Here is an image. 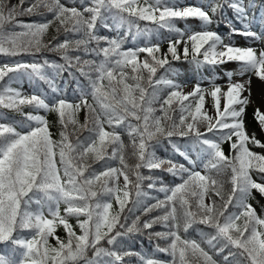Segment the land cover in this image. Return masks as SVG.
I'll list each match as a JSON object with an SVG mask.
<instances>
[{"label":"snow or ice","instance_id":"snow-or-ice-1","mask_svg":"<svg viewBox=\"0 0 264 264\" xmlns=\"http://www.w3.org/2000/svg\"><path fill=\"white\" fill-rule=\"evenodd\" d=\"M24 3L0 0V55L10 58L0 64V109L25 116L17 124L0 113V244L6 245L0 264H131L132 257L139 264H264V217L248 203L253 190L264 195V154L249 146L264 149V143L247 132L244 119L253 103L252 77L264 82V49L239 47L231 40L233 35L264 40V31L250 27L252 0H204L184 6L171 0H71L72 6L61 0H33L27 8ZM224 8L243 25L231 28L228 42L209 28ZM26 14H50L51 19L32 23L18 19ZM190 19L200 21V30L175 24ZM138 21L156 28L141 27ZM54 22L57 36L45 42ZM101 27L118 34L99 35ZM160 29L170 34L165 53ZM153 34L156 43L151 42ZM129 37L133 41L144 37L145 43L125 50ZM181 45L183 59L191 57L189 62L198 68L239 64L235 73L225 72L226 91L212 85L214 122L202 113L206 90L200 84L184 94L183 85L169 78L168 57L180 60ZM44 51L58 54L63 63L15 59ZM141 53L146 54L143 60ZM160 69L164 75L158 77ZM65 72L70 77L79 73L87 81L78 82L71 97L56 84V77ZM234 75L248 79L233 82ZM23 78L47 83L54 94L51 100L12 86ZM161 85L168 90L166 96ZM23 106L55 112L60 138H52L45 117L24 113ZM253 118L264 132L260 107ZM121 130L131 138L134 166L127 163ZM161 137L187 164L155 155L150 142L160 143ZM174 138L190 145L195 158ZM225 142L230 144L228 155L222 150ZM117 160L118 166H113ZM100 162L102 169L97 170L93 165ZM141 169L167 172L180 183L157 187L160 178L144 175ZM226 173L231 185L227 192L218 179ZM149 190L164 193V198ZM213 195L220 197L219 203ZM157 225L164 230H153ZM61 226L66 239L56 235ZM137 234L164 241V246L156 244V251L170 259L127 247L126 241Z\"/></svg>","mask_w":264,"mask_h":264},{"label":"trees","instance_id":"trees-1","mask_svg":"<svg viewBox=\"0 0 264 264\" xmlns=\"http://www.w3.org/2000/svg\"><path fill=\"white\" fill-rule=\"evenodd\" d=\"M11 2L15 4V2L17 3L19 2V0H11ZM61 2L65 3L67 6H72L71 0H61ZM171 2H174L180 6H184V5H189V4L198 5V4L203 3L204 0H171ZM245 3H247V0H245ZM252 3L254 6L249 10V13H248L250 27L253 31L262 32L264 31V0H252ZM23 7L25 6L23 5ZM42 11H46V10H42ZM24 17L25 19H21V21L25 23L40 22L44 20L45 18L51 19L50 14H47L46 17L41 16L39 14H32V15L26 14ZM18 19L20 20V18ZM138 23L141 25V27L147 26L151 28H156V25H152L149 22L138 21ZM175 24L180 29H184L187 26L191 28L192 30H197V29L200 30L199 28L201 27L200 21L195 20V19H190L188 21L178 20V21H175ZM57 25H58V22H54L50 26L48 32L44 36L45 42L51 40L52 37L57 36V32H56ZM233 27L237 29H241L243 25H241L239 21L235 18V13L228 8H224L222 13H218L217 16L214 18V22L209 26L210 30L216 31L221 36H223L225 39V42H228L229 33H230L231 28ZM97 32L99 35L109 36V37H113L118 34L116 31L105 29L102 27L98 28ZM169 35L170 34L166 30L164 31L163 29L159 30V42H160L161 53L167 52ZM63 38H64V35L63 33H61L59 35V39L63 40ZM157 38H158L157 35L153 34L150 37L151 42L156 43ZM241 39H246V40H249V42H252L250 38H245L239 35L231 36V40L235 44L238 43V41ZM144 43H145L144 37H140L137 41H133L131 37H129L127 41L124 43L123 48L125 50L129 48H135L138 45L142 46ZM179 51L181 52L180 60H172L171 56L168 57L172 65V72L169 74V78L176 80L183 86H188V84H192L194 82L195 84H200L202 80L206 78L207 75L209 76L212 75V72H213L212 68L210 70L207 66H202L198 68L196 65L189 62L191 60V57H189L188 61L183 59V55H182L183 45L180 46ZM145 55L146 54L141 53L139 59H143ZM41 58H47L49 61H56L58 63H63V61L60 59L58 54L53 53V52H47V51L37 54L36 57L21 56V57H16L15 59H23L26 61H31L32 59L40 60ZM9 59L10 58L6 56L0 55V64L8 62ZM161 75H164L163 69H160L157 72L158 77ZM78 82L84 85L87 84V81L84 79V77L80 76L79 73H76L75 77H70L68 73L65 72L62 75L56 77L57 87L65 90L66 93L70 97L73 95V92L76 90ZM12 86L21 88L23 92H25L24 86L31 87L32 90H30V92L25 93V94H31L35 92V93H38L44 96L47 100H51L52 96L54 95L51 92V88L49 87V85L42 81L33 82V81H29L27 78H23L22 80L14 83ZM160 87L161 89H163L162 96H166L168 90L164 89L163 85H161ZM89 102H91L90 98H89ZM156 107L159 108V104H157ZM22 111L24 113L32 112L33 114H39L45 117L47 121L49 122L50 131L52 133V138L55 140H58L60 138L59 137L60 125L58 123V116L55 112H46L42 109L34 110L30 106H23ZM253 112L254 110L250 106H248L246 109L245 117H244L246 130L249 134L255 133L256 138L260 140L261 143H264V132L260 130L259 125L257 124L256 120L253 118ZM0 113H2L6 119L15 121L17 122V124L25 120V116L15 111L0 109ZM84 118H85V112L81 111L78 114V119L82 123L84 121ZM132 122L135 123V121H132ZM18 130H21V129L18 128ZM87 134H88L87 132L82 133V135H87ZM121 139L125 144V153H126L127 163L130 166H134L137 160H136V157L131 155L133 151V149L131 148L132 147L131 138L129 137L126 131L121 130ZM174 139H176L178 142L181 143L182 149L189 151L192 154L193 158H195L196 153L193 151L190 145L181 141L180 138H174ZM150 143L153 145V149L157 157L161 159L172 158L176 160L177 162L187 164V162L183 159V157H180L178 154H175L173 152L172 147L168 143L167 138L161 137L160 143H156L155 141H151ZM249 147L255 152L264 154V149L257 148L251 145ZM222 150L224 151L226 155H228L231 151L230 144L228 142L223 143ZM109 152H111V148H109ZM111 163L113 164V166H118V160L112 161ZM93 166L97 170H101L103 166V162L96 163ZM141 171L144 175L151 174L154 176H158L160 179L157 180V187H160L161 185L175 186V184L180 183V180L177 177H173L167 172H163V171L156 170V169H153L151 172H149L148 169H141ZM253 178L257 179L258 177L256 174H254ZM218 179H220L224 183V189H225V192H227V190L230 189L231 187L230 183H228L229 174L226 173L225 175L218 177ZM147 183H149V181L144 182L145 187ZM151 194L153 196L159 197L160 199L164 198V193L162 192L151 191ZM213 198L216 199L217 202L219 203L220 201L219 196L213 195ZM152 202L154 203L155 201H152ZM248 203H250L253 206V208L256 210L259 216L264 217V195H261L258 191L253 190L252 195L248 200ZM33 207H35V205ZM62 210H63V205H61V211ZM231 211H236V209L232 208ZM156 214L157 213H153V215H156ZM71 223L73 225L76 224V219L74 217L71 218ZM194 228L203 229L205 231H211L210 229H207L206 226L204 225H195ZM75 230L79 234V229L76 228ZM153 230L162 231L164 229H162L159 225H157L155 226ZM190 233H191L192 238L199 240V236L197 235L196 231L190 230ZM22 235H28V233H23ZM56 235L59 236L61 239H66V233L62 226L56 229ZM50 243L55 244V240L50 238ZM157 243H160L161 246H164L165 242L157 241L155 239L150 240L148 239L146 235L137 234V235L132 236L130 239L126 241V246L131 248L134 252L142 253V254L149 255V256H155L161 260L170 259V257H168L166 254L156 251ZM7 247H10V245ZM4 251H6V245L0 244V252H4ZM131 264H139L138 259L136 257H132Z\"/></svg>","mask_w":264,"mask_h":264},{"label":"rangeland","instance_id":"rangeland-1","mask_svg":"<svg viewBox=\"0 0 264 264\" xmlns=\"http://www.w3.org/2000/svg\"><path fill=\"white\" fill-rule=\"evenodd\" d=\"M33 2V0H25V3H24V8H27L29 7V5ZM10 3L11 4H14L13 2H11L10 0ZM15 4H19V2H15ZM28 5V6H27ZM25 15L23 16H20V20L21 19H25L24 17ZM263 43V44H262ZM262 43H257V44H253V45H250V44H247L245 42H242V44L245 46V47H253L255 49H257V51L261 50V49H264V42ZM240 44V45H242ZM143 60V59H141ZM239 68V64L237 62H230L228 64H225V65H222L220 67V69L218 70H215V73L213 74L214 76H212V79L209 78L208 80L204 81L200 86L202 89H205L206 90V94H205V103H204V106L202 108V113L206 112L208 116L212 117L213 118V122L215 121V117H216V111L215 109L213 108V100H212V97L210 96V91H211V88H212V85L213 84H217V85H220L222 86V90L223 91H226L227 90V81H228V77L225 75L224 71H232V72H236ZM233 79V82H243V81H246L248 79L247 76H239V75H234L232 77ZM256 84H259L261 87H264V82L260 81L259 79H257L255 76L252 77V81H251V100L253 101L252 104H250L249 106L254 110L256 107H260L261 108V111H264V94L262 93L261 95H263L262 97H259L257 95H255V89H254V86ZM25 88V92L24 93H28L30 92V90H32L31 87H27V86H24ZM194 87H191V86H184V88L181 89L182 93L184 94H187L189 92H191L193 90ZM259 93H261L259 91ZM258 94V93H257ZM245 96L248 95L247 92L244 93ZM259 97V98H258ZM260 99V100H259ZM223 98L221 97V110L223 108ZM161 113L158 111L157 112V115H160ZM201 130L203 131L204 130V127L201 126ZM132 148V147H131ZM121 183H122V178H121ZM211 201L206 199V203H210Z\"/></svg>","mask_w":264,"mask_h":264},{"label":"bare ground","instance_id":"bare-ground-1","mask_svg":"<svg viewBox=\"0 0 264 264\" xmlns=\"http://www.w3.org/2000/svg\"><path fill=\"white\" fill-rule=\"evenodd\" d=\"M254 89H255V95H257V96H259V97H262L263 95H261L262 93L264 94V87H261L259 84H256L255 86H254ZM259 91L261 92V93H259ZM258 93V94H257ZM258 97V98H259ZM260 100V99H259Z\"/></svg>","mask_w":264,"mask_h":264}]
</instances>
